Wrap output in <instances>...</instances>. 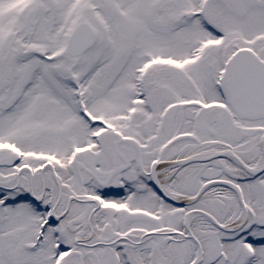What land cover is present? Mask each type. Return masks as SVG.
<instances>
[{"label": "snow or ice", "instance_id": "6c2138e0", "mask_svg": "<svg viewBox=\"0 0 264 264\" xmlns=\"http://www.w3.org/2000/svg\"><path fill=\"white\" fill-rule=\"evenodd\" d=\"M0 264H264V0H0Z\"/></svg>", "mask_w": 264, "mask_h": 264}]
</instances>
